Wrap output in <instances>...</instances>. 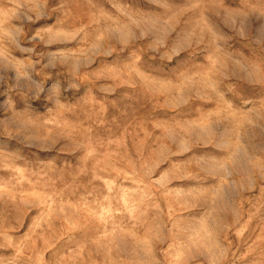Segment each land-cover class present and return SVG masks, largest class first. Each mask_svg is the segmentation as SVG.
I'll use <instances>...</instances> for the list:
<instances>
[{"label":"rangeland","instance_id":"obj_1","mask_svg":"<svg viewBox=\"0 0 264 264\" xmlns=\"http://www.w3.org/2000/svg\"><path fill=\"white\" fill-rule=\"evenodd\" d=\"M0 264H264V0H0Z\"/></svg>","mask_w":264,"mask_h":264}]
</instances>
